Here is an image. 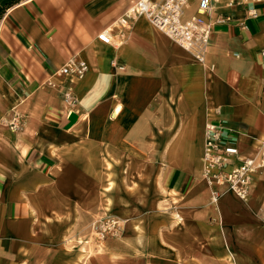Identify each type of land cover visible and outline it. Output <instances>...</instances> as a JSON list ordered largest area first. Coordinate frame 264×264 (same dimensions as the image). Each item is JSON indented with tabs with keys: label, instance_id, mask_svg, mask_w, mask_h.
Masks as SVG:
<instances>
[{
	"label": "crops",
	"instance_id": "1",
	"mask_svg": "<svg viewBox=\"0 0 264 264\" xmlns=\"http://www.w3.org/2000/svg\"><path fill=\"white\" fill-rule=\"evenodd\" d=\"M188 1L187 17L198 8ZM229 1L208 17L231 21L214 27L200 63L132 17L138 0H0V264H234L233 253L264 264V169L248 203L213 201L202 177L209 122L228 121L243 157L264 143V2L252 18ZM106 30L111 45L98 40ZM72 59L88 64L82 78L58 75ZM110 180L114 197L135 181L151 188L144 203L114 206L133 227L87 258L77 239L111 214Z\"/></svg>",
	"mask_w": 264,
	"mask_h": 264
},
{
	"label": "built area",
	"instance_id": "2",
	"mask_svg": "<svg viewBox=\"0 0 264 264\" xmlns=\"http://www.w3.org/2000/svg\"><path fill=\"white\" fill-rule=\"evenodd\" d=\"M218 2L220 0H198L197 12L187 17L188 0H162L161 2L138 0L131 14L132 17L147 18L154 27L189 53L196 61L203 63L214 27L231 21V16L225 14L218 15L216 21L208 20L214 5ZM263 2L264 0H230L228 7L248 5L249 15L257 18L258 13L255 6ZM129 18L130 16H127L122 21L126 22ZM98 40L106 45L112 44V36L108 30L102 32ZM262 55L264 56V50ZM88 70L89 67L85 61L72 59L58 75L72 74L81 77ZM63 99L71 108L78 104V99L70 87L64 91ZM22 125L19 116H16L10 123L14 131L21 130ZM205 138V167H203L202 177L213 189V201H218L229 192L244 199L252 190L253 175L264 169V143L256 155L241 156L239 137L226 120H220L218 123L209 122L206 126ZM93 225L92 229L96 228L97 238L101 240L113 234H119L122 230L120 221L113 216L103 217Z\"/></svg>",
	"mask_w": 264,
	"mask_h": 264
},
{
	"label": "rangeland",
	"instance_id": "3",
	"mask_svg": "<svg viewBox=\"0 0 264 264\" xmlns=\"http://www.w3.org/2000/svg\"><path fill=\"white\" fill-rule=\"evenodd\" d=\"M57 87H58V84L56 83V88ZM25 125H26V122H25ZM154 141H155L156 147L162 148L161 139H154ZM109 166L110 165H108L107 167H109ZM148 181H149V184H150L151 183L150 180H148ZM112 184H114L113 186H111V187H113L112 191L110 193L106 192L107 187H109ZM115 187H116L115 182L113 180H110L108 185L104 188V191H103V194L106 197V201H105L106 202V206H105V208H106V210L108 212H111V214L109 213L107 215L115 217L114 214L115 215L118 214L121 217H119V218L115 217V218H117L120 221V226H124V225H125V227L132 226V225H128V224H130V221H132L131 217H126V218L124 217V216H128L130 214V211L129 210H128L129 212L121 211V209L119 207L114 210V206L116 204L117 205H124V206H127V205H135L136 206V204H138V203H144L145 199H146L145 196L147 197V192H149L148 189L151 188V187H149V185H148V187H145V186L141 187V186L138 185V182L135 181L129 186V189L122 190L120 192V194H119V197L118 196L114 197L113 192H115ZM255 187H256V184L252 188L250 194L248 196H246L247 197L246 199L245 198L241 199L235 194H233V195H235L238 199L242 200L243 202H247L248 203V202L252 201V199H253V193H254ZM154 190H155V193H156L158 188L155 187ZM229 194H231V193H229ZM110 199H112L111 203H110ZM137 209H138L137 207H134L133 210H132V214H138V210ZM172 215L176 219L177 225H182V226L184 225V219H183L182 215L179 212H175ZM176 215H180L182 217V219H183L182 223L178 222V218H177ZM93 224H92V226H94ZM133 225L135 227V230H137L140 233L141 230H140L139 226L136 225V224H133ZM97 235L98 234H97L96 228L92 229V227H91L88 240L83 239V238L77 239L78 244L81 245V250H82L84 256L87 257V258H90V257H92L95 254H102L104 251H106V248H105L106 247L105 246L106 238L101 240V239L97 238ZM112 237L113 238H118V239L122 238L118 233L117 234H113ZM230 259H231V261L234 264H238L237 255H235L234 253L230 255Z\"/></svg>",
	"mask_w": 264,
	"mask_h": 264
},
{
	"label": "bare ground",
	"instance_id": "4",
	"mask_svg": "<svg viewBox=\"0 0 264 264\" xmlns=\"http://www.w3.org/2000/svg\"><path fill=\"white\" fill-rule=\"evenodd\" d=\"M84 76V75H83ZM83 76H81V77H79V78H82ZM49 84V86L50 87H53V88H56V83L55 82H53V81H49L48 82ZM52 83V84H51ZM52 85V86H51ZM120 111V107L115 111V114H114V117H116V115H118V112ZM206 131V130H205ZM206 139V138H205ZM203 167H205V164H204V156H203ZM229 193H231V194H234V193H232V192H229ZM236 195V194H235ZM245 199L247 198V197H244ZM217 202V201H216ZM177 216V218H178V220L179 221H182V219H181V217L179 216V215H176ZM102 246V245H101Z\"/></svg>",
	"mask_w": 264,
	"mask_h": 264
},
{
	"label": "water",
	"instance_id": "5",
	"mask_svg": "<svg viewBox=\"0 0 264 264\" xmlns=\"http://www.w3.org/2000/svg\"><path fill=\"white\" fill-rule=\"evenodd\" d=\"M77 119H78V116L75 113L72 114L69 118L70 124L68 128L72 127L76 123Z\"/></svg>",
	"mask_w": 264,
	"mask_h": 264
}]
</instances>
